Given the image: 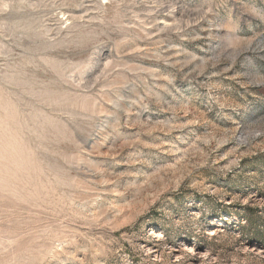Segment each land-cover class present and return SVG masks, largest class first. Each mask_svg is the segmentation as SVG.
Segmentation results:
<instances>
[{"label": "rangeland", "instance_id": "1", "mask_svg": "<svg viewBox=\"0 0 264 264\" xmlns=\"http://www.w3.org/2000/svg\"><path fill=\"white\" fill-rule=\"evenodd\" d=\"M0 264H264V0H0Z\"/></svg>", "mask_w": 264, "mask_h": 264}, {"label": "bare ground", "instance_id": "2", "mask_svg": "<svg viewBox=\"0 0 264 264\" xmlns=\"http://www.w3.org/2000/svg\"><path fill=\"white\" fill-rule=\"evenodd\" d=\"M147 249H148V250H151L152 248H150V247H147Z\"/></svg>", "mask_w": 264, "mask_h": 264}]
</instances>
